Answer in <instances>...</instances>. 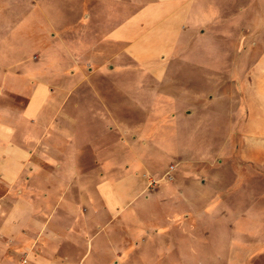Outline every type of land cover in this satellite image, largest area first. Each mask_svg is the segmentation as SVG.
<instances>
[{
  "label": "crops",
  "instance_id": "crops-1",
  "mask_svg": "<svg viewBox=\"0 0 264 264\" xmlns=\"http://www.w3.org/2000/svg\"><path fill=\"white\" fill-rule=\"evenodd\" d=\"M228 227L264 255V0H0V264H212Z\"/></svg>",
  "mask_w": 264,
  "mask_h": 264
},
{
  "label": "rangeland",
  "instance_id": "rangeland-1",
  "mask_svg": "<svg viewBox=\"0 0 264 264\" xmlns=\"http://www.w3.org/2000/svg\"><path fill=\"white\" fill-rule=\"evenodd\" d=\"M129 64L132 67L136 66L135 61H130ZM137 83L140 84V81L137 82ZM151 89H152L151 95L153 93L159 94L160 90H161V87L152 86ZM162 89L164 90V87H162ZM217 165H220V168L216 167L218 170H221V171L225 172L226 174H228V171H227L228 170V164L227 163H225V164L219 163ZM173 166H174V168H172ZM203 166H206V165H203ZM176 167H178V165L176 163H172V164L169 165V168L164 172L163 175H152V174H150V176L148 178V181H147V186H146V191L147 192L145 194V197H147V196L150 197V196H152L155 193L154 191L160 190V189L166 187L167 185H170V180L174 179L173 176H176V172L178 171V169ZM170 170H171V172H170ZM168 172L171 173L170 177H169V175H167ZM151 179L157 180L160 183L155 185V187H149L148 185H149V182L151 181ZM155 189H157V190H155ZM163 206L165 207V204H163ZM165 208L166 209H164V208H162L160 206H157V209L160 211V213L162 215H164V217L166 219H168L167 220L168 223L171 222V220L173 218L177 219L179 216L180 217L183 216V215H178V213H174L173 214V213L170 212L169 209H167V207H165ZM183 218H182V220H183ZM225 218H227V217H225ZM224 231H225L226 235L224 237L223 243H219L218 247H215L214 244L212 245L210 243V249L211 250L213 249L216 252H217V250H220L224 254L223 258H220L218 260H212L211 261L212 264H264V255H262V256L261 255L260 256H256V255L255 256H249L250 255L249 253L251 252L249 244L251 242L248 241L247 233H245L241 229V231H242V241H241L240 245H238V244L234 243V241H233V235H232L231 228L230 227L224 228ZM237 253H238V256H237ZM255 253L256 252H254V254Z\"/></svg>",
  "mask_w": 264,
  "mask_h": 264
},
{
  "label": "built area",
  "instance_id": "built-area-1",
  "mask_svg": "<svg viewBox=\"0 0 264 264\" xmlns=\"http://www.w3.org/2000/svg\"><path fill=\"white\" fill-rule=\"evenodd\" d=\"M172 168H174V166L172 167ZM170 172H171V170H170ZM170 172H168V174L167 175H169V177H170V175H171V173ZM160 182H158L157 180H154V179H151V181L149 182V187H155V185H157V184H159Z\"/></svg>",
  "mask_w": 264,
  "mask_h": 264
}]
</instances>
